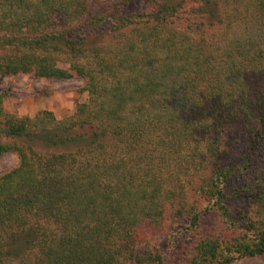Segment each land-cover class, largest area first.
I'll return each instance as SVG.
<instances>
[{
  "label": "trees",
  "instance_id": "1",
  "mask_svg": "<svg viewBox=\"0 0 264 264\" xmlns=\"http://www.w3.org/2000/svg\"><path fill=\"white\" fill-rule=\"evenodd\" d=\"M131 1L0 0V74H75L88 94L62 119L5 112L0 94V157L18 155L0 172V264H151L141 245L172 211L233 227L194 238L184 264L264 254V180L227 192L264 153V0L125 12ZM193 13L217 30L177 28ZM240 191L253 201L242 219L224 203Z\"/></svg>",
  "mask_w": 264,
  "mask_h": 264
},
{
  "label": "rangeland",
  "instance_id": "2",
  "mask_svg": "<svg viewBox=\"0 0 264 264\" xmlns=\"http://www.w3.org/2000/svg\"><path fill=\"white\" fill-rule=\"evenodd\" d=\"M151 4L150 0H132L129 6L125 8V12L150 10L154 7ZM193 6V9H196L198 5L196 3ZM217 7L222 10L220 6ZM176 26L197 38L201 36L208 38L218 28L216 25H211L199 13H193L187 18L177 20ZM96 32L98 34L104 33L99 29ZM101 40H104V38L91 35L87 38L86 44L97 45ZM59 65L64 66L61 63ZM83 86L84 80L75 74L66 79H46L34 76L31 73L0 74L1 106L5 112L20 117H33L37 113L46 110L52 112L56 119H62L74 114L75 108L80 102L87 101L88 94L83 90ZM222 131L220 133L221 148L224 147L223 141L227 138L228 132L236 131V125L224 128ZM36 146L39 145L36 144ZM262 149L264 150V145ZM259 153L246 170L237 173L230 179L228 193H232L233 188L241 186L244 182L249 184L251 181L264 180V153ZM17 163V153L6 152L0 157V172L10 170ZM224 203L228 206L230 215L242 219L243 214L250 213L253 201L250 193L240 191L235 197L226 199ZM225 218L218 212L211 211L202 214L196 226H190L185 215L172 211L164 225L160 224L158 227L150 226L148 228V243H143L141 250L146 255L150 254L151 258H155L151 264H184V256L188 253L194 238L203 235L222 237L225 231L233 229V227H228ZM124 264L131 263L126 260ZM229 264H264V254L253 258L236 259Z\"/></svg>",
  "mask_w": 264,
  "mask_h": 264
}]
</instances>
